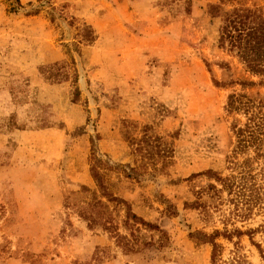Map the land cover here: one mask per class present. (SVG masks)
Here are the masks:
<instances>
[{
  "label": "rangeland",
  "instance_id": "1",
  "mask_svg": "<svg viewBox=\"0 0 264 264\" xmlns=\"http://www.w3.org/2000/svg\"><path fill=\"white\" fill-rule=\"evenodd\" d=\"M212 4L264 0H0V264H213L211 244L189 233L236 228L246 233L215 238L214 264H264V204L244 218L226 191L204 190L220 185L203 172L238 175L230 161L254 156L232 157L246 117L226 100L259 80L217 46ZM84 25L91 42L77 35ZM125 130L148 133L155 155H136ZM93 152L134 173L112 172L113 190L166 233L163 248L125 252L65 206L95 187ZM251 167L264 186V159Z\"/></svg>",
  "mask_w": 264,
  "mask_h": 264
},
{
  "label": "trees",
  "instance_id": "2",
  "mask_svg": "<svg viewBox=\"0 0 264 264\" xmlns=\"http://www.w3.org/2000/svg\"><path fill=\"white\" fill-rule=\"evenodd\" d=\"M209 13L212 17L221 15L217 46L233 52L243 64L246 72L259 77L257 81L240 80L241 91L229 93L226 100L228 113H242L246 117L243 125H233L236 144L232 157L240 153L244 154L250 148H252L254 156L246 157L240 164L233 160L230 161L233 167H240L238 175L221 177L210 169L203 172L220 185L217 188L215 184L210 183L204 190L211 192L212 196L216 197H219L222 191H226L230 197L229 201L234 206V211L237 215L245 218L254 207L264 204V186L257 184L251 173L252 159H264V95H251L245 92L246 89L255 86H264V5L254 4L252 7L239 5L233 6L229 10H221L219 5L212 4L209 6ZM77 35L83 42L94 40L93 30L89 25H84L79 29ZM141 134V138L135 139L128 133V130L124 131L125 138L133 146V152L143 158H151L155 152L151 149L153 146L150 136L145 131ZM157 150V153H161L162 149L159 147ZM132 171L134 170L132 169ZM112 172L126 178H130L134 174L128 173L119 164H110L107 160L97 157L93 152L91 155V177L95 187L90 188L82 185L79 190L70 192L65 197V206L83 219L89 229L100 228L106 232L125 252L138 251L154 245L157 248H163L167 242L166 233L160 229L159 225L146 221L133 212L131 203L113 190L115 183L110 179ZM194 175L196 174L192 176ZM201 192L202 190H199L196 194L199 195ZM192 206L204 207L198 200L193 202ZM170 208L171 205H168L165 209L170 210ZM143 229L149 231L150 234L142 233ZM233 232L238 235L246 233L236 228L228 232L214 230L210 234L194 231L190 232L189 236L199 242L211 244V261L214 264L219 248L215 238L220 235L229 238ZM155 234L157 238L154 237Z\"/></svg>",
  "mask_w": 264,
  "mask_h": 264
}]
</instances>
